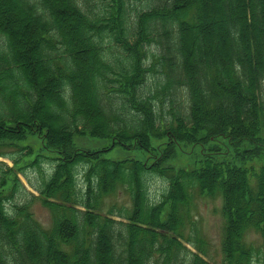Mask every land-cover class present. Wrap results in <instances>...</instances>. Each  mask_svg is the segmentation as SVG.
<instances>
[{
    "label": "trees",
    "instance_id": "1",
    "mask_svg": "<svg viewBox=\"0 0 264 264\" xmlns=\"http://www.w3.org/2000/svg\"><path fill=\"white\" fill-rule=\"evenodd\" d=\"M134 1L0 0V264H215L203 195L222 199L221 264L264 259V0ZM190 144L201 159L169 162Z\"/></svg>",
    "mask_w": 264,
    "mask_h": 264
},
{
    "label": "rangeland",
    "instance_id": "2",
    "mask_svg": "<svg viewBox=\"0 0 264 264\" xmlns=\"http://www.w3.org/2000/svg\"><path fill=\"white\" fill-rule=\"evenodd\" d=\"M134 2L135 1L132 0V3ZM135 5L142 7L141 1L139 0H136ZM113 42L115 41L113 40ZM27 140L32 141L36 149H39V146L41 145L42 142V140L36 135L29 136ZM111 141L112 140L108 137H99V136L91 135L90 133H76L74 135L75 146L80 148L102 147L104 145L110 144ZM192 147H195L196 155L194 156V154L192 153L193 159L190 160V157L192 158V155L189 150ZM39 150L44 153H49V150H43L42 148H40ZM202 150L203 148L199 144L185 145L182 147V149L181 148L176 149L174 155L170 157L169 162L172 163L173 165H178V166L185 165L186 163L192 164L193 160L201 159V157L204 156L201 153ZM107 155L113 158H122L125 156H141L140 152L137 149H126L118 145L113 149H111L109 152H107ZM228 156L232 157V154H228ZM0 158L7 160L9 163H12V161L7 157L0 156ZM239 161L242 162L241 159H239ZM246 162L247 164L253 162L258 167L261 163V160L258 161L252 158L250 159L247 158ZM51 166H52L51 162H48V164H46L44 168L48 170ZM29 171L33 176V178L37 179V174H38L37 170L33 167H29ZM78 172H79L78 181L81 184L84 180L82 166L78 167ZM21 178L24 180V182L26 183L29 189L38 193V191L35 190L28 183L24 175L21 174ZM167 186H168V182L163 176L159 174L148 175L147 187L151 199H159L163 191L167 188ZM112 199L114 200L117 199L119 202L125 201L126 203H129L128 194H126L124 191H119L116 196L112 197ZM32 209L34 215L44 225L49 226L51 224L52 222L51 211L45 204L42 203L41 200L39 199L35 200L32 203ZM195 212L200 222L202 231L205 233L206 237L210 241L209 255H206V257L215 264H221L223 259L222 236H223V223H224L221 197L213 198L207 195L199 196L197 198V207ZM248 237L250 239H257V240L259 239V235L254 231L249 232ZM253 264H264V259L262 258L255 259Z\"/></svg>",
    "mask_w": 264,
    "mask_h": 264
}]
</instances>
